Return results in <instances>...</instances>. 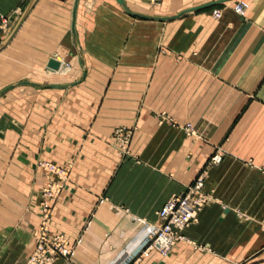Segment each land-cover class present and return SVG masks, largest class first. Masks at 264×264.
Instances as JSON below:
<instances>
[{
	"label": "crops",
	"instance_id": "0c3cea01",
	"mask_svg": "<svg viewBox=\"0 0 264 264\" xmlns=\"http://www.w3.org/2000/svg\"><path fill=\"white\" fill-rule=\"evenodd\" d=\"M123 1L165 18L212 6L159 22L116 0H78L73 23L76 0L35 2L5 47L16 48V79L74 85L0 101V264L34 250L40 161L73 165L49 220L51 235L80 240L72 264H264V0H243V18L240 0ZM30 2L0 0V43ZM46 73L64 79L44 83ZM117 128L133 130L124 154ZM202 173L210 201L185 241L143 255L146 226Z\"/></svg>",
	"mask_w": 264,
	"mask_h": 264
},
{
	"label": "built area",
	"instance_id": "2783aa9c",
	"mask_svg": "<svg viewBox=\"0 0 264 264\" xmlns=\"http://www.w3.org/2000/svg\"><path fill=\"white\" fill-rule=\"evenodd\" d=\"M247 9L248 4L243 0L233 6V12L242 18L245 17ZM220 16L219 11L213 13L214 18ZM7 21L8 18L0 17V31L6 28ZM186 128L191 135L195 134L190 125ZM132 135L131 129L118 128L114 131L113 138L122 152L128 151ZM210 162L218 164L220 157L214 156ZM40 169L46 176L53 175L56 178L47 181L43 188V196L46 200H56L62 188L61 181L65 179L67 171L47 163H42ZM209 201L210 196L205 192V177L202 173L182 194L170 197L157 211L158 223L147 227L148 241L142 254L146 256L150 250H154L162 257L168 256L177 243L185 241L184 229L198 222L201 211ZM41 207L42 213L34 250L25 264H53L59 259L63 260V264H72L73 245L62 234L51 235L49 228L51 206L45 201Z\"/></svg>",
	"mask_w": 264,
	"mask_h": 264
},
{
	"label": "rangeland",
	"instance_id": "374dc122",
	"mask_svg": "<svg viewBox=\"0 0 264 264\" xmlns=\"http://www.w3.org/2000/svg\"><path fill=\"white\" fill-rule=\"evenodd\" d=\"M153 0H150V3H152L150 6H151V8H156L157 7V5H156V2H158V0H156V2H152ZM160 2H161V0H159ZM2 32V31H1ZM47 75H45L46 76V81H44V83L46 82V83H48V82H51V81H56V80H63L64 79V76H60L59 75V77H57V75L56 76H50V74L48 75V73H46ZM22 81H36V80H28V79H16V48H13V49H9V48H7V49H5V48H3L2 50H0V91H2L3 89H5L6 87H8V86H10V85H16V84H18V83H20V82H22ZM39 81V80H38ZM43 82V81H42ZM34 91V89H28V88H26V87H24V86H20V87H15L12 91H10V92H8L5 96H3L2 98H0V101L2 100V99H4V98H7V99H9V100H15L16 101V92H25V91ZM187 125H190V124H187ZM186 125V126H187ZM186 126L184 127V130H185V132L188 134V135H190V136H195V134L194 135H191L189 132H188V130H187V128H186ZM191 126V125H190ZM191 128H192V126H191ZM118 129V128H117ZM192 130L194 131V133H195V130L192 128ZM115 131V130H114ZM114 133V132H113ZM112 139H113V145L116 147V149L120 152V153H122V154H124V152H122V150L120 149V147L118 146V144L116 143V141L114 140V138H113V135H112ZM42 163H47V164H51V165H54L55 167H57V168H60V169H65L66 171H67V175H66V177H65V179L64 180H62L61 182H62V186H63V183L64 182H66L67 180H68V176H69V174H70V172H71V169H72V164H68V165H66L65 167H60V166H57V165H55V164H53V163H50V162H46V161H40V162H38L37 163V169L39 170V171H41V173H42V175H43V177L45 178V180H46V182L47 181H50V180H54V176L53 175H51V176H46L45 175V173L40 169V165L42 164ZM48 177V178H47ZM55 180H56V178H55ZM46 184V183H45ZM45 186V185H44ZM44 186H43V188H44ZM43 188H42V190H41V199H40V203H39V207H40V216H41V213H42V207H41V205H42V203L43 202H45L46 201V204H48V205H50L51 206V204L52 203H54L58 198H59V196H60V194H61V191H60V193H59V195H58V197L56 198V200H53V201H51V200H46L45 198H44V196H43ZM61 190H62V188H61ZM39 219H40V217H39ZM149 226H152V225H149ZM147 227L148 226H146V233H147V241H148V232H147ZM78 244H80V240H77L75 243H74V245H73V251H74V247H76ZM143 252V251H142Z\"/></svg>",
	"mask_w": 264,
	"mask_h": 264
},
{
	"label": "water",
	"instance_id": "95a60500",
	"mask_svg": "<svg viewBox=\"0 0 264 264\" xmlns=\"http://www.w3.org/2000/svg\"><path fill=\"white\" fill-rule=\"evenodd\" d=\"M36 1L37 0H31V2L29 3V5L27 6V8L24 10L23 14L21 15L20 19L18 20L17 24L14 26L13 30L9 34L8 38L4 42L0 43V50H2L3 48H5L12 41V39L15 37L17 31L21 27L22 23L26 19L28 13L32 9V7H33V5L35 4ZM116 1L122 7L123 11L126 14L130 15V16L138 17V18H142V19L150 20V21H159V22L173 20L175 18L181 17L184 14H187V13H190V12H195V11H198V10H201V9H204V8H207L209 6H212V5H209V6H202V7L188 9V10L182 12L181 14L175 16V17L165 18V17H156V16H150V15H144V14L134 13V12L130 11L126 7V5H125V3H124L123 0H116ZM77 2H78V0H76L75 5H74V9H73V15H72L73 23H74L75 16H76V5H77ZM72 33H73L74 42H75L74 28H72ZM79 54H80V52H79ZM82 64H83V61H82ZM60 68H61V63L59 61L55 60V59H50L47 62V64H46V69L49 70V71H51V72H58L60 70ZM83 77H84V72H83V74H82V76H81L80 79H82ZM72 85H74V84L40 85V84H35V83H32V82H21V83H18L16 85H11V86L6 87L4 90H2L0 92V97L3 94H5L6 92L14 89L15 87H20V86H31V87L38 88V89H45V88H51V89H59V88H61V89H63V88H68L69 86H72Z\"/></svg>",
	"mask_w": 264,
	"mask_h": 264
},
{
	"label": "bare ground",
	"instance_id": "6f19581e",
	"mask_svg": "<svg viewBox=\"0 0 264 264\" xmlns=\"http://www.w3.org/2000/svg\"><path fill=\"white\" fill-rule=\"evenodd\" d=\"M152 2H154V1H152ZM150 3V2H149Z\"/></svg>",
	"mask_w": 264,
	"mask_h": 264
}]
</instances>
